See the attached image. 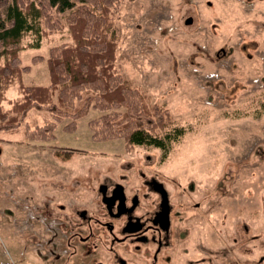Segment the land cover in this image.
Wrapping results in <instances>:
<instances>
[{"label":"rangeland","instance_id":"1","mask_svg":"<svg viewBox=\"0 0 264 264\" xmlns=\"http://www.w3.org/2000/svg\"><path fill=\"white\" fill-rule=\"evenodd\" d=\"M57 17L59 32L19 52L29 67L25 85H48L50 49L72 41L65 15ZM113 27L115 69L168 109L182 135L165 149L126 152L120 139L92 140L88 122L102 112L90 108L73 132L64 130L72 121L64 117L54 140H30L25 129L55 119L29 110L17 129L0 131V264H54L50 249L61 247L51 242L62 237L70 203L96 209L88 177L111 176L110 169L120 177L128 163L164 180L184 208L191 233L185 225L180 231L189 247L179 248L182 256L203 258L199 264H264V0H120ZM31 43L28 36L22 45ZM5 95L20 94L13 86ZM147 159L149 171L140 166ZM116 260L125 259L108 264Z\"/></svg>","mask_w":264,"mask_h":264},{"label":"trees","instance_id":"2","mask_svg":"<svg viewBox=\"0 0 264 264\" xmlns=\"http://www.w3.org/2000/svg\"><path fill=\"white\" fill-rule=\"evenodd\" d=\"M119 4L120 0H0V131L15 130L29 110L44 109L55 122L27 128L25 137L50 141L61 118L72 119L64 130L73 132L76 120L94 108L102 112L88 122L94 142L120 139L129 152L135 146L165 149L180 138L182 130L172 127L169 110L151 104L115 69L118 38L113 18ZM58 15H65L72 41L50 49L48 85H25L22 74L29 67L21 65L19 52L38 49L43 38L59 32ZM28 36L33 43L22 45ZM41 60L33 58L34 63ZM13 86L20 95L7 99L5 93ZM75 101L81 105L75 106ZM166 131L171 133L160 135Z\"/></svg>","mask_w":264,"mask_h":264},{"label":"flooded vegetation","instance_id":"3","mask_svg":"<svg viewBox=\"0 0 264 264\" xmlns=\"http://www.w3.org/2000/svg\"><path fill=\"white\" fill-rule=\"evenodd\" d=\"M140 166L151 169L149 159ZM135 168L126 164L121 178L112 169L111 176L88 177L96 209L91 212L86 206L70 203L72 210L58 228H65L60 231L62 237H54L51 242L55 240L61 247L56 252L50 249L55 253L54 264L60 255L64 264L65 260L66 264H108L119 255L125 260H116L115 264H199L203 258L191 259L177 252L182 246L189 247L182 244L184 208L174 203L173 191L160 177ZM185 226L191 233V228ZM69 245L73 247V258ZM204 259L211 261L212 256Z\"/></svg>","mask_w":264,"mask_h":264},{"label":"water","instance_id":"4","mask_svg":"<svg viewBox=\"0 0 264 264\" xmlns=\"http://www.w3.org/2000/svg\"><path fill=\"white\" fill-rule=\"evenodd\" d=\"M191 22H192V19H191V18H188V19H186V21H185V25H189Z\"/></svg>","mask_w":264,"mask_h":264},{"label":"crops","instance_id":"5","mask_svg":"<svg viewBox=\"0 0 264 264\" xmlns=\"http://www.w3.org/2000/svg\"><path fill=\"white\" fill-rule=\"evenodd\" d=\"M49 84V83H48Z\"/></svg>","mask_w":264,"mask_h":264}]
</instances>
